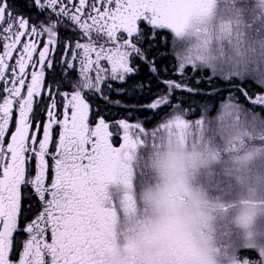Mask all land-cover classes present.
I'll use <instances>...</instances> for the list:
<instances>
[{
    "label": "snow or ice",
    "instance_id": "6c2138e0",
    "mask_svg": "<svg viewBox=\"0 0 264 264\" xmlns=\"http://www.w3.org/2000/svg\"><path fill=\"white\" fill-rule=\"evenodd\" d=\"M221 117L235 137L184 158L215 207L238 200L250 222L264 0H0V264H122L136 244L119 217L153 134ZM233 243L236 264H264V247Z\"/></svg>",
    "mask_w": 264,
    "mask_h": 264
},
{
    "label": "clouds",
    "instance_id": "9594fccd",
    "mask_svg": "<svg viewBox=\"0 0 264 264\" xmlns=\"http://www.w3.org/2000/svg\"><path fill=\"white\" fill-rule=\"evenodd\" d=\"M236 133L229 119L214 118L199 133L200 146L207 147L211 142L212 147L223 150ZM188 166V160L175 149L161 151L153 161L160 181L144 189L145 211L125 233L135 241L136 248L145 250L149 238L170 236L183 242L190 264H236L233 242L264 247V211L257 212L246 222L247 209L239 201L227 211L219 210L206 224H193L198 209L183 180ZM252 171L254 175H264V160H257ZM181 182L185 186L176 187ZM157 242L163 245L168 240Z\"/></svg>",
    "mask_w": 264,
    "mask_h": 264
},
{
    "label": "rangeland",
    "instance_id": "374dc122",
    "mask_svg": "<svg viewBox=\"0 0 264 264\" xmlns=\"http://www.w3.org/2000/svg\"><path fill=\"white\" fill-rule=\"evenodd\" d=\"M199 134H193L190 132H181L173 130L171 128H161L153 134V140L148 149L140 154V156L146 157L147 170L150 179L146 182L145 187H141L137 192L141 193L148 186L153 185V180H159L155 169L153 168V161L159 155L161 151L165 150H177L182 156L187 157L188 154L194 150L198 151L200 148ZM147 156H150L147 159ZM226 160L227 157L225 156ZM188 160V159H187ZM189 166L187 167L185 176L183 177L184 183L190 191L191 200L194 202L195 207L198 209V214L193 217L194 225L206 224L211 216L216 215L219 210H223L214 206V201L209 199L201 192L200 184L197 178V174L200 171V166L197 161L188 160ZM151 181V182H150ZM236 200L233 204L237 203ZM192 225H190L191 227Z\"/></svg>",
    "mask_w": 264,
    "mask_h": 264
},
{
    "label": "flooded vegetation",
    "instance_id": "af4514ba",
    "mask_svg": "<svg viewBox=\"0 0 264 264\" xmlns=\"http://www.w3.org/2000/svg\"><path fill=\"white\" fill-rule=\"evenodd\" d=\"M133 134L135 135V130H133ZM141 170V161H136L133 185L130 189V194L133 198L132 208L129 213H121L119 217L118 231L121 232V241H123V237L130 225L145 211V205L142 200L144 190L141 193L137 192L142 189L141 187L145 186L147 181L146 174L141 172ZM160 239H167L168 242L161 245L157 242ZM121 246H123V243ZM133 255L135 264H190V255L183 242L170 236L149 238L145 250L141 251L136 248L134 253L122 254L120 257L122 264H132Z\"/></svg>",
    "mask_w": 264,
    "mask_h": 264
}]
</instances>
